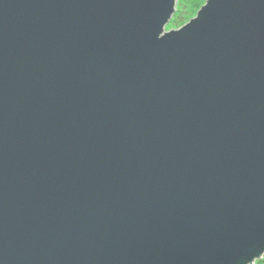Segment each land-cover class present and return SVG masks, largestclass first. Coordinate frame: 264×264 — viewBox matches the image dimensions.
Listing matches in <instances>:
<instances>
[{
    "label": "water",
    "instance_id": "1",
    "mask_svg": "<svg viewBox=\"0 0 264 264\" xmlns=\"http://www.w3.org/2000/svg\"><path fill=\"white\" fill-rule=\"evenodd\" d=\"M0 0V264L264 256V0Z\"/></svg>",
    "mask_w": 264,
    "mask_h": 264
},
{
    "label": "rangeland",
    "instance_id": "2",
    "mask_svg": "<svg viewBox=\"0 0 264 264\" xmlns=\"http://www.w3.org/2000/svg\"><path fill=\"white\" fill-rule=\"evenodd\" d=\"M206 0H180L181 6L179 8L181 12L180 21L177 24H173L171 20L165 27V31L175 29L186 23L189 19L194 17L199 8L205 3ZM194 2V3H193Z\"/></svg>",
    "mask_w": 264,
    "mask_h": 264
},
{
    "label": "trees",
    "instance_id": "3",
    "mask_svg": "<svg viewBox=\"0 0 264 264\" xmlns=\"http://www.w3.org/2000/svg\"><path fill=\"white\" fill-rule=\"evenodd\" d=\"M180 6H181V2L180 0H177L176 10L171 18V22H173V24H177L180 21V16H181V12L179 10ZM254 264H264V256L262 259L256 260Z\"/></svg>",
    "mask_w": 264,
    "mask_h": 264
}]
</instances>
